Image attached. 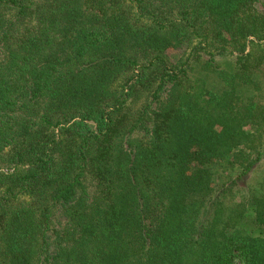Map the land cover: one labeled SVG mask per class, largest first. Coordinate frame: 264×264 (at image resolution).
Listing matches in <instances>:
<instances>
[{
    "label": "trees",
    "instance_id": "1",
    "mask_svg": "<svg viewBox=\"0 0 264 264\" xmlns=\"http://www.w3.org/2000/svg\"><path fill=\"white\" fill-rule=\"evenodd\" d=\"M263 159L264 0H0V264H264Z\"/></svg>",
    "mask_w": 264,
    "mask_h": 264
},
{
    "label": "rangeland",
    "instance_id": "2",
    "mask_svg": "<svg viewBox=\"0 0 264 264\" xmlns=\"http://www.w3.org/2000/svg\"><path fill=\"white\" fill-rule=\"evenodd\" d=\"M188 44H182L179 46L170 47L167 51V55L170 57V59L175 60L179 54L184 52L187 49ZM262 177H264V159L262 160V163L259 164L253 171V173L249 176L247 180V185L257 188L258 183L261 181ZM241 187L242 184H246L245 181L243 183H240ZM237 199V198H236Z\"/></svg>",
    "mask_w": 264,
    "mask_h": 264
}]
</instances>
